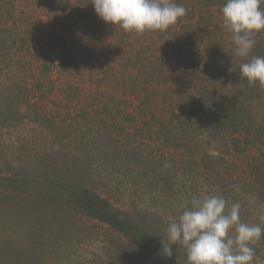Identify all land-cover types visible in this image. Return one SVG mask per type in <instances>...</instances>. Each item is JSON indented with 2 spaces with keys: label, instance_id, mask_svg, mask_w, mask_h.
Instances as JSON below:
<instances>
[{
  "label": "rangeland",
  "instance_id": "374dc122",
  "mask_svg": "<svg viewBox=\"0 0 264 264\" xmlns=\"http://www.w3.org/2000/svg\"><path fill=\"white\" fill-rule=\"evenodd\" d=\"M71 1L75 7H58L51 0H0V264H122L115 235L82 216L75 199L59 194V202L53 201L60 208L54 213V208L48 206L51 198H46L42 207L37 197L41 192L47 195L58 184L57 179L59 188L66 191L75 190L80 183L90 189L92 184L116 207H125L131 201V189H127L131 183H126L127 177L116 175L127 171L126 162L132 168L136 146L121 131L122 126L103 123V96L119 91L120 103L115 100L114 109L109 106L111 117H116L117 122L128 123L125 116H131L127 111L135 108L151 119L160 111L171 116L172 110L181 107L185 112L179 120H184L185 113L191 112V98L204 94L207 85L215 95L235 94L241 101H249L246 109L251 120H264V86L259 82L249 84L240 74L242 63L255 56L264 57V31L254 35L255 46L250 55L240 57L232 34H226L222 21V29L210 30L205 40H201L195 26L189 28L185 17L165 31H146L144 36H138L119 25L105 23L95 13L92 0ZM73 13L75 18L77 15L76 22L71 18ZM196 37L195 43L190 44ZM190 49L192 52H188ZM136 54H144L146 63L163 56L156 63V72H164L153 84L142 83V64H131ZM189 55L196 60L192 66L187 61ZM122 61H127L128 69H121L125 66ZM132 67L135 68L130 71ZM130 78H135V82ZM20 87L29 89L23 92L26 99L18 95L6 98L3 89L18 91ZM124 93L129 97H123ZM41 111L49 115L48 121L54 120V126L37 118ZM193 121L200 122L198 118ZM143 123L141 119L136 125ZM70 124L73 128L68 129ZM205 131L202 128L200 135L205 137ZM108 138H116L121 144L110 147ZM207 140L208 137L200 139L198 145L203 146ZM232 157L239 176L245 167L243 158L234 149ZM209 164V169L220 165L226 170L232 168L214 160ZM199 182L207 185L210 193L218 185V179ZM16 189L21 198L18 202L11 194ZM249 197L256 215L248 216L244 223L256 225L252 222L256 219L263 227L264 204ZM178 200V205H164L159 218H148L153 229L164 228L167 232L169 223L178 221L191 206ZM65 208L67 211L62 210ZM250 246L255 249L252 264H264V243L257 241ZM172 256L187 264L182 245H176Z\"/></svg>",
  "mask_w": 264,
  "mask_h": 264
},
{
  "label": "trees",
  "instance_id": "16d2710c",
  "mask_svg": "<svg viewBox=\"0 0 264 264\" xmlns=\"http://www.w3.org/2000/svg\"><path fill=\"white\" fill-rule=\"evenodd\" d=\"M51 1L58 7H75V2L71 0ZM173 2L187 9V14L183 17L187 23H190V29L195 26L200 32L201 40H205L206 34L210 30L222 29L220 25V21L223 22L221 10L226 0H173ZM76 7L77 10H81L78 6ZM261 7L264 8V5ZM71 18H75L74 13ZM76 19H78L77 15L74 19L75 22ZM95 27L99 30V22L96 21ZM145 32L137 35L144 36ZM147 32L153 33V31ZM226 34L229 32L227 31ZM196 39L197 37L190 41V44H194ZM150 40L153 38L151 37ZM188 52H192V49ZM146 58L148 59V57ZM155 59L157 61L148 59L150 63H146L144 54L141 56L136 54L133 63H131L133 66L143 65V69H138L141 72L139 73L140 79L145 85L153 84L158 76L164 72V69L160 70L159 73L156 72V67L163 56H158ZM187 61L192 66L196 60L189 55ZM157 62L158 64H156ZM123 64L125 66H120L121 69L128 67L127 61ZM134 68L132 67L130 71H133ZM183 70H185L184 67ZM134 79L130 78L129 81L134 83ZM3 90L7 94L6 98L18 95V98L21 99L25 98L23 92H28L29 89L25 90L20 87L18 91L16 89L13 91L10 89ZM204 91L206 94L200 92L196 97L191 98L189 104L191 112L185 113L186 119L184 120H179L181 114L185 112L182 111L183 108L181 107L172 110L171 116L165 111H160L159 114L152 115L151 119L141 109L135 108L127 111L129 112L127 115L131 116L130 119L125 116L128 123L117 122L116 117H111L113 111L109 106L114 109L115 100L120 103L119 91H115L112 96H103L100 99L104 107L100 111V115L105 118L102 120L103 123L109 127L112 124H114L113 126H122L121 131L126 132L130 136L132 144L136 146L134 153H132L134 157L132 168L126 162L127 171L116 175L117 178L127 177L126 183H131L130 187L127 188L131 189L129 195V201H131L125 204V207H116L113 206L112 200L107 195H101L97 187L92 184L90 189L85 184L80 183L76 188L73 187L75 190L66 191L59 188L60 183L56 179L58 184L52 186L50 191L46 190L48 191L47 195L44 194L45 192L37 195L40 205L43 207V202L47 201L46 198L48 200L51 198L52 201L48 203V206L54 208L53 212L55 213L60 208L56 202H59V194L63 198L75 199L76 206L79 207L78 210L82 216L108 228L107 230L115 235L119 242L118 255L121 254L123 257L122 264H186L181 259L165 256L161 240H164L165 243L168 242L167 232L164 231V228L153 229L148 219L150 217L154 219L155 215L159 218V212L166 204L178 205L179 198L185 201L183 196L187 199L184 202L186 205H191L193 199H200L205 195L221 196L227 201V210H230L234 203L240 204L242 222H247L248 216L255 217V208L250 204L249 195L258 203L264 204V120L255 122L253 119L252 121L246 109L250 102L244 101V99L241 101L235 94L231 97L226 96L223 92L215 95L207 85H205ZM122 96L128 95L124 93ZM136 97H139V94ZM107 100L112 105L108 104ZM17 109V113H19L20 109L18 107ZM107 111L110 113L109 116H107ZM45 113L39 112L37 118L43 122L48 121L49 115H44ZM174 118H176L175 121H173ZM197 118L200 120L199 123L193 121ZM141 119L145 124L136 125L140 123ZM50 120L48 122L54 126V120ZM107 120L111 123L107 124ZM145 120L147 121L145 122ZM38 122L40 123V121ZM73 124L75 123L73 122ZM104 124L103 128L105 127ZM71 128H73L72 124L68 129ZM202 128L204 131L206 130L205 137L200 135ZM135 130L136 133L131 134ZM189 132L193 135L192 137H189ZM259 132L262 133L257 135L256 133ZM213 135L215 136L213 137ZM101 137L102 135H99L100 139ZM207 137L208 140L203 146L198 145L200 139ZM116 138H108L111 141L110 147L121 144L120 140H116ZM192 140L194 142H191ZM233 149L238 156L243 158L245 165L239 176L235 174L237 171L235 161H233V165L231 163L234 158L232 157ZM213 160L230 164L232 168L227 167L226 170L224 165H220L209 169L208 166H211L209 163ZM67 178L68 176H65V179ZM201 179L204 181L218 179V185L215 184L213 193L205 188L207 185L199 182ZM213 182L216 183V180ZM15 192L11 194L16 198L15 202H18L21 200L17 195L18 189ZM152 203H154L155 208L152 207ZM62 210L67 211L66 208ZM39 219L43 220L40 216ZM252 222L256 225L261 223L258 224L256 219H253ZM262 228H264V223ZM258 242L264 243V236ZM176 245L171 247L174 249Z\"/></svg>",
  "mask_w": 264,
  "mask_h": 264
},
{
  "label": "clouds",
  "instance_id": "9594fccd",
  "mask_svg": "<svg viewBox=\"0 0 264 264\" xmlns=\"http://www.w3.org/2000/svg\"><path fill=\"white\" fill-rule=\"evenodd\" d=\"M97 16L105 23L119 25L126 32L165 31L187 9L173 0H92ZM264 0H226L222 7L223 26L232 34L236 54L248 57L255 46L254 35L264 31ZM240 74L249 84L264 86V57L255 56L240 65ZM221 196L193 199L191 207L167 227V243L161 240L166 257L172 245L186 249L187 264H252L255 249L250 244L264 236L260 225L240 219V204L226 211ZM235 235H232V232Z\"/></svg>",
  "mask_w": 264,
  "mask_h": 264
}]
</instances>
